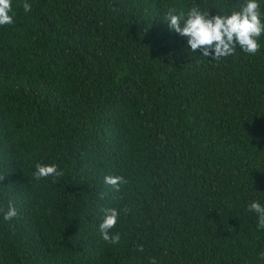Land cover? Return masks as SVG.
Instances as JSON below:
<instances>
[{
	"label": "trees",
	"instance_id": "1",
	"mask_svg": "<svg viewBox=\"0 0 264 264\" xmlns=\"http://www.w3.org/2000/svg\"><path fill=\"white\" fill-rule=\"evenodd\" d=\"M24 2L0 26V264H264V34L213 60L164 19L247 0Z\"/></svg>",
	"mask_w": 264,
	"mask_h": 264
},
{
	"label": "clouds",
	"instance_id": "2",
	"mask_svg": "<svg viewBox=\"0 0 264 264\" xmlns=\"http://www.w3.org/2000/svg\"><path fill=\"white\" fill-rule=\"evenodd\" d=\"M23 8L26 13L32 10V6L27 3V0L23 3ZM259 8L257 0H247V3L239 11H233L230 15L210 16L209 10L202 11L196 5H193L187 13L176 7H169L164 19L171 30L187 38V44L193 53L199 51L203 57L219 60L233 55L237 46L248 54L254 55L258 52L260 48L258 38L264 34V22L261 20ZM11 11V0H0V26L10 25L14 22L13 15H10ZM35 167L34 177L37 180L63 175L55 164L37 163ZM2 179L3 175H0V180ZM104 182L117 191L121 184L127 183L125 178L120 175H107ZM248 210L257 214L258 227L264 229V205L253 201L249 204ZM125 211L127 212V210ZM17 214L16 208L9 205L8 209L4 211V219L11 220ZM118 217L119 212L116 208L105 209L104 218L99 224L103 240L110 244H117L121 239L118 232L110 233V230L116 226ZM137 250L142 252L143 246H138ZM261 255L264 256V253ZM152 264H157L154 258Z\"/></svg>",
	"mask_w": 264,
	"mask_h": 264
}]
</instances>
